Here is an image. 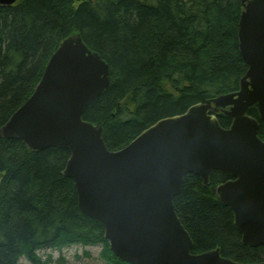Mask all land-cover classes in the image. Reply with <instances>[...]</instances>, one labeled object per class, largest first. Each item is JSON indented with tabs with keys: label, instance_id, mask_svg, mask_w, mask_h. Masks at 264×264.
<instances>
[{
	"label": "trees",
	"instance_id": "16d2710c",
	"mask_svg": "<svg viewBox=\"0 0 264 264\" xmlns=\"http://www.w3.org/2000/svg\"><path fill=\"white\" fill-rule=\"evenodd\" d=\"M243 11V0H18L0 6V130L31 98L63 40L79 34L111 71L110 88L84 120L103 125L109 150L119 151L160 120L240 91L248 71L238 41ZM250 115L259 120L258 110ZM70 157L68 150L32 152L21 140L0 137V264H52L39 253L74 245H101L111 264H126L111 252L104 227L81 212L75 184L64 175ZM229 179L215 171L205 186L195 175L185 177L174 204L192 253L219 249L234 262H264V247L243 244L233 211L216 194Z\"/></svg>",
	"mask_w": 264,
	"mask_h": 264
},
{
	"label": "water",
	"instance_id": "95a60500",
	"mask_svg": "<svg viewBox=\"0 0 264 264\" xmlns=\"http://www.w3.org/2000/svg\"><path fill=\"white\" fill-rule=\"evenodd\" d=\"M17 2L0 0V6ZM243 8L238 41L248 71L240 91L160 120L125 148L110 151L103 125L84 120L111 86L110 67L74 34L59 45L31 98L0 130L1 138L21 140L32 152H70L64 175L75 184L79 208L104 227L121 262L241 264L219 249L193 254L176 212L185 177L195 175L208 186L215 171L230 178L215 191L233 211L243 244L264 247V0H243ZM253 109L260 121L249 115ZM219 118L231 126L223 128Z\"/></svg>",
	"mask_w": 264,
	"mask_h": 264
},
{
	"label": "rangeland",
	"instance_id": "374dc122",
	"mask_svg": "<svg viewBox=\"0 0 264 264\" xmlns=\"http://www.w3.org/2000/svg\"><path fill=\"white\" fill-rule=\"evenodd\" d=\"M39 256L46 261L51 257L52 264H111L105 259L103 247L74 245L62 250H47L39 253ZM20 264H31L28 260L22 259Z\"/></svg>",
	"mask_w": 264,
	"mask_h": 264
},
{
	"label": "flooded vegetation",
	"instance_id": "af4514ba",
	"mask_svg": "<svg viewBox=\"0 0 264 264\" xmlns=\"http://www.w3.org/2000/svg\"><path fill=\"white\" fill-rule=\"evenodd\" d=\"M228 109H229V108H228ZM228 109H227V110H228ZM251 111H252V110H251ZM251 111H250V112H251ZM250 112H249V115H250ZM250 116H251V115H250ZM252 117H253V116H252ZM254 118H255V117H254ZM219 119H220V118H219ZM219 121H220V120H219ZM259 121H260V118H259ZM261 123H262V122L260 121V129H261ZM262 124H263V123H262ZM227 129H228V128H227ZM260 138H261V137H260ZM261 139H262V138H261ZM262 140H263V139H262ZM229 180H230V179H229Z\"/></svg>",
	"mask_w": 264,
	"mask_h": 264
}]
</instances>
